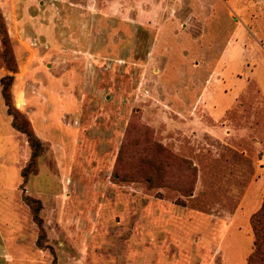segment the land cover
I'll return each instance as SVG.
<instances>
[{
    "label": "rangeland",
    "instance_id": "374dc122",
    "mask_svg": "<svg viewBox=\"0 0 264 264\" xmlns=\"http://www.w3.org/2000/svg\"><path fill=\"white\" fill-rule=\"evenodd\" d=\"M0 16L15 65L0 41V77L42 145L22 181L29 148L0 95V264H245L264 0H0Z\"/></svg>",
    "mask_w": 264,
    "mask_h": 264
},
{
    "label": "trees",
    "instance_id": "16d2710c",
    "mask_svg": "<svg viewBox=\"0 0 264 264\" xmlns=\"http://www.w3.org/2000/svg\"><path fill=\"white\" fill-rule=\"evenodd\" d=\"M0 41L3 45L1 57L8 70L13 72L15 70L14 60L9 50V43L7 33L0 16ZM12 81V76L10 74L0 77V95L3 103L6 107V112L11 116V126L18 132L25 135L27 146L29 148V158L27 163L21 168L20 175L22 181H25L29 173L34 172V165L36 158L40 155L42 151V145L39 139L33 134L27 121L17 115L13 110L10 103L9 86ZM120 162V153L117 157V164ZM155 167H153V173H156ZM137 172V171H136ZM116 173V172H114ZM150 172L140 173L139 177L145 179L151 184H158L157 177ZM24 202L31 208L33 218L35 223L41 231L40 219L38 218V202L29 196L23 198ZM250 227L253 235L252 240V250L246 258L245 264H264V197L261 200L259 208L250 217ZM40 238L42 235L39 234L37 237V242L40 245Z\"/></svg>",
    "mask_w": 264,
    "mask_h": 264
}]
</instances>
